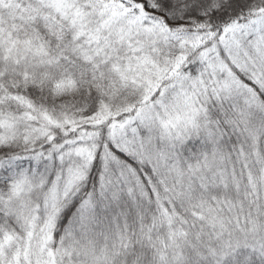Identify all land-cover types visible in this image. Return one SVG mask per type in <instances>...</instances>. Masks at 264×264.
Listing matches in <instances>:
<instances>
[{
	"label": "snow or ice",
	"instance_id": "6c2138e0",
	"mask_svg": "<svg viewBox=\"0 0 264 264\" xmlns=\"http://www.w3.org/2000/svg\"><path fill=\"white\" fill-rule=\"evenodd\" d=\"M0 264H264V0H0Z\"/></svg>",
	"mask_w": 264,
	"mask_h": 264
}]
</instances>
